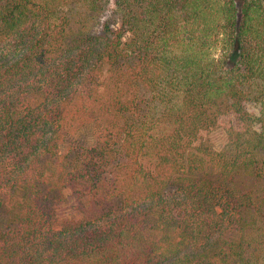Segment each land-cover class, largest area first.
<instances>
[{
    "label": "trees",
    "instance_id": "trees-1",
    "mask_svg": "<svg viewBox=\"0 0 264 264\" xmlns=\"http://www.w3.org/2000/svg\"><path fill=\"white\" fill-rule=\"evenodd\" d=\"M0 264H264V0H0Z\"/></svg>",
    "mask_w": 264,
    "mask_h": 264
},
{
    "label": "rangeland",
    "instance_id": "rangeland-1",
    "mask_svg": "<svg viewBox=\"0 0 264 264\" xmlns=\"http://www.w3.org/2000/svg\"><path fill=\"white\" fill-rule=\"evenodd\" d=\"M110 8H112V4ZM208 137L212 141L213 146L217 151H220L225 146L228 139L227 134L223 130H215L209 133ZM62 209L65 211L68 210L69 208L68 206H63Z\"/></svg>",
    "mask_w": 264,
    "mask_h": 264
}]
</instances>
